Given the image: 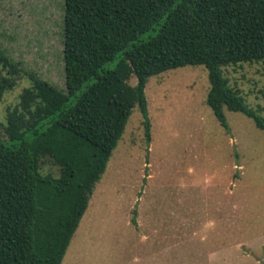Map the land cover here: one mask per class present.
<instances>
[{
	"label": "rangeland",
	"instance_id": "1",
	"mask_svg": "<svg viewBox=\"0 0 264 264\" xmlns=\"http://www.w3.org/2000/svg\"><path fill=\"white\" fill-rule=\"evenodd\" d=\"M62 3L0 0V75L15 85L0 98V139L32 78L65 91ZM206 73L185 65L147 80L149 142L134 106L61 264H264V131L227 110L224 130ZM223 74L264 115V62ZM40 169L58 173L48 159Z\"/></svg>",
	"mask_w": 264,
	"mask_h": 264
},
{
	"label": "trees",
	"instance_id": "2",
	"mask_svg": "<svg viewBox=\"0 0 264 264\" xmlns=\"http://www.w3.org/2000/svg\"><path fill=\"white\" fill-rule=\"evenodd\" d=\"M62 12L65 91L32 78L5 113L0 264H61L134 106L149 142L151 76L202 66L205 104L218 124L229 129L227 110L264 131L261 107L223 74L264 62V0H63ZM13 86L0 75V98ZM44 159L56 176L42 173Z\"/></svg>",
	"mask_w": 264,
	"mask_h": 264
}]
</instances>
